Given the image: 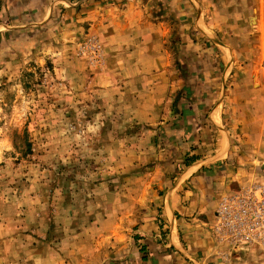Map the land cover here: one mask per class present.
I'll return each mask as SVG.
<instances>
[{
    "label": "crops",
    "instance_id": "0c3cea01",
    "mask_svg": "<svg viewBox=\"0 0 264 264\" xmlns=\"http://www.w3.org/2000/svg\"><path fill=\"white\" fill-rule=\"evenodd\" d=\"M54 24L99 34L97 79L157 154L99 264H218V204L264 156V0H0V42Z\"/></svg>",
    "mask_w": 264,
    "mask_h": 264
},
{
    "label": "rangeland",
    "instance_id": "374dc122",
    "mask_svg": "<svg viewBox=\"0 0 264 264\" xmlns=\"http://www.w3.org/2000/svg\"><path fill=\"white\" fill-rule=\"evenodd\" d=\"M66 24L0 42V264H99L127 194L154 174L153 137L97 79L104 41ZM248 144L253 176L230 194L264 187V156ZM215 236L218 264H264V232Z\"/></svg>",
    "mask_w": 264,
    "mask_h": 264
},
{
    "label": "built area",
    "instance_id": "2783aa9c",
    "mask_svg": "<svg viewBox=\"0 0 264 264\" xmlns=\"http://www.w3.org/2000/svg\"><path fill=\"white\" fill-rule=\"evenodd\" d=\"M220 239L251 241L264 232V187L255 185L224 196L215 213Z\"/></svg>",
    "mask_w": 264,
    "mask_h": 264
}]
</instances>
